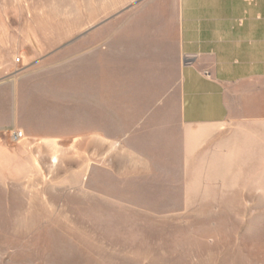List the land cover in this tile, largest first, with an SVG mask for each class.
Listing matches in <instances>:
<instances>
[{
	"label": "rangeland",
	"instance_id": "rangeland-1",
	"mask_svg": "<svg viewBox=\"0 0 264 264\" xmlns=\"http://www.w3.org/2000/svg\"><path fill=\"white\" fill-rule=\"evenodd\" d=\"M75 13L74 1L0 0V80L25 76L27 101L45 89L41 105L22 108L41 111L33 114L53 134L11 142L19 128L0 129V264H264V192L252 178L229 170L172 185L181 172L148 169L146 154L130 151L141 138H125L131 123L117 119L113 132L101 121L106 137L78 136L80 53L71 41H42L69 30ZM162 76L166 87L173 76ZM125 108L118 118L133 115Z\"/></svg>",
	"mask_w": 264,
	"mask_h": 264
},
{
	"label": "crops",
	"instance_id": "crops-1",
	"mask_svg": "<svg viewBox=\"0 0 264 264\" xmlns=\"http://www.w3.org/2000/svg\"><path fill=\"white\" fill-rule=\"evenodd\" d=\"M68 1L76 4L75 21L63 23L71 28L42 41H71L80 53L79 137H106L102 120L109 131L116 119L131 123L124 137L142 141L131 153L146 154L148 169L180 171L183 182L172 185L236 170L239 179L252 178L255 194L264 192V0ZM168 72L173 78L165 87L159 78ZM22 78L0 80V113L4 105L9 113L0 129L18 127L23 139L51 138V122L44 129L34 116L41 111L22 108L41 105L45 89L36 85L27 101L22 94L34 91ZM119 107L133 115L118 118Z\"/></svg>",
	"mask_w": 264,
	"mask_h": 264
},
{
	"label": "built area",
	"instance_id": "built-area-1",
	"mask_svg": "<svg viewBox=\"0 0 264 264\" xmlns=\"http://www.w3.org/2000/svg\"><path fill=\"white\" fill-rule=\"evenodd\" d=\"M21 131H12L9 135V140L11 142H18L23 138V134H21Z\"/></svg>",
	"mask_w": 264,
	"mask_h": 264
}]
</instances>
